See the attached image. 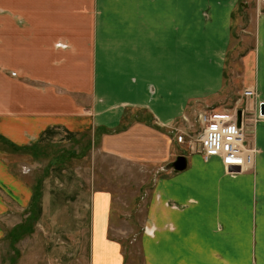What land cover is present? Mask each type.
<instances>
[{
  "label": "crops",
  "instance_id": "0c3cea01",
  "mask_svg": "<svg viewBox=\"0 0 264 264\" xmlns=\"http://www.w3.org/2000/svg\"><path fill=\"white\" fill-rule=\"evenodd\" d=\"M68 1L71 7L89 8L78 9L77 14L90 12L93 25H84V21L78 20L73 29L72 24L65 28L58 26L56 28L61 29L53 37L70 39L75 38L73 31L90 32L86 37L92 38L95 45L90 48V57H83L82 63L87 62L91 66V55L100 54L101 47L105 48L106 54H117L126 59L136 55L152 56L156 53L187 55L188 49L195 53L196 47L202 49L203 43H209L208 40L215 43L223 40V47L227 41L236 37L233 29L235 22H239L238 15L251 18V12L257 8L260 14L255 28V44L241 56L240 79L244 89L255 88L261 101H264V3L261 0H84V4L80 0ZM39 5L52 7L54 4L36 3V6ZM31 6H35L34 3L18 0L0 2V7L3 8ZM74 13L76 15V10ZM56 19L65 18L56 16ZM63 30L65 31L62 32ZM98 39L101 47L98 46ZM188 40L192 43L189 48ZM22 45L30 51L33 50L32 42ZM218 47L220 49V45ZM230 50L223 48L221 67L215 78H208L206 87L203 85V76L199 73L198 91L190 88L184 94L187 87L182 86L183 78L175 73L181 69V61L178 64H168L169 69L165 72L154 70L150 74L148 68L147 72L139 71L132 75H128L124 66L122 68L123 64H120L118 70L123 84L130 86L127 92L130 95L127 98L109 97L107 91L97 89L94 84L93 92L89 96L92 109L87 112L93 121V129L105 131L110 127L120 128L127 114L136 117L122 133H110V136L109 133L105 134L116 140L110 144L104 142V149L120 158L139 157L143 159L141 162L145 166L162 167L171 162L181 146L177 144L176 133L170 127L174 126L182 131L186 128L183 119L188 114V93H207L209 101L218 100L220 91L224 95L226 60ZM2 52L0 55L4 57H0V60L14 65L18 71L21 69L30 76L41 71L38 67L32 71L29 69L33 65L29 63L27 56L26 59L19 57L21 64L17 65L16 60L13 61L8 54V47H3ZM52 74H56V70ZM56 79L57 82L64 83L61 78ZM84 79L85 77L73 78L76 89L84 88L81 86ZM93 80L97 81V73L93 74L91 68L86 88H92ZM154 85L157 86L154 92L153 87L149 91L148 87ZM241 92L239 94L242 95ZM109 93L111 95L110 91ZM119 93L121 91L117 94ZM28 97V93L3 78L0 71V112L10 114L20 111V115L12 120L22 125L18 131L0 130V142L15 151L20 152L19 146L25 144L30 137L42 138L44 131L33 130L34 126L42 125L40 129H43L45 125L54 123L48 129L51 132V126L65 125L60 123L73 124L82 115H87L83 111L76 113L77 109L69 97L54 101L53 103L60 105L55 104L53 107L66 106L70 110L52 115L29 114L27 110L35 108L27 104ZM241 98L242 96L238 102L244 105L245 100ZM22 101L26 108L21 107ZM34 101L36 105L43 104L39 99ZM249 101L246 100V105H250ZM202 103L210 102L204 100ZM251 107L254 108V102ZM213 108L221 112L228 111L218 105ZM204 109H199V112ZM141 115L149 117V120ZM195 115L196 112L193 117ZM154 120L157 122L154 123ZM160 130H165V133ZM251 135L253 145L258 150L254 159L255 171L252 173L231 177L226 174L219 158L205 161L199 154H190L187 157L188 167L184 172L167 170L158 176L154 181L153 197L146 221V227L154 226L156 230L154 237L143 234L140 239L141 264H264V122H257ZM135 144L146 148L137 154ZM184 156L186 157L185 154ZM0 176L4 179V183H0L1 240L7 236L1 220L8 215V202L22 206L27 200L24 207L30 205L27 209L30 215L33 213L35 194L38 191L28 196V190L19 176L15 178L5 173L2 161ZM91 204L89 264H129L124 245L109 238V220L113 209L111 195L94 193ZM172 206L178 209H173Z\"/></svg>",
  "mask_w": 264,
  "mask_h": 264
},
{
  "label": "rangeland",
  "instance_id": "374dc122",
  "mask_svg": "<svg viewBox=\"0 0 264 264\" xmlns=\"http://www.w3.org/2000/svg\"><path fill=\"white\" fill-rule=\"evenodd\" d=\"M2 1L5 2V0H0V2ZM18 1L34 3L35 6L0 7V53H3V47H8V54L13 61L16 60L17 65L21 64L19 57L26 59L25 56H27L29 57L27 60L33 65L29 69L32 71L38 67L42 73L30 76L23 73L21 69L16 70L14 65L0 60L1 76L14 83L24 93H28L27 104L35 108L34 110L28 109L27 113L29 114L52 115L59 111L70 110L66 106L53 107L55 104L60 105L53 103L54 101L65 100L69 97L72 105L77 109L76 113L83 111L87 115H82L80 119L77 118L78 120H75L73 124L60 123L65 125L51 126V132L48 129L50 124L54 123L45 125L43 129H40L42 125L34 126L33 130L44 131L42 138H28L25 144L19 146L20 152L0 142V161L4 165L5 173L13 175L15 178L19 176L28 190V196L38 191V195L35 197L36 202L32 208L33 213L30 215L27 213L30 205L27 208L24 207L27 200L22 206H15L11 201L8 202L9 210H6L8 215L4 218L5 220H1L7 236L0 240V264H89L91 198L94 193L111 195L113 209L109 220V238L124 245L125 253L129 257V264H141L140 239L143 234L151 238L154 237L155 233L153 232L156 230L154 226L146 227L152 202L151 197H153L154 181L160 174L168 170V165L173 163L177 156L185 154L187 158L192 152L187 144L177 142L181 147L173 155L171 162L162 167H151L145 166L141 162L143 159L139 157L120 158L112 154L113 152L105 150L104 142L110 144L116 140V138H109L105 134L109 133L110 136L122 133L123 129H127L128 124L136 117L133 115L130 117L127 114L120 128L115 126L105 131H100L97 127V130L93 129V121L87 113L92 109L89 96L93 92V85L95 84L97 89L107 91L109 97L127 98L130 95L127 94L130 86L123 84L118 70L120 64H123L122 68L124 66L128 75H132L139 71L147 72L148 68L150 74L154 70L165 72L169 69L168 64H178L181 61V69L175 73L176 76L183 78L182 86L187 87L184 94L190 88H195L194 90L198 91L199 73L202 74L203 85L206 87L208 78H215L221 67L223 48H230L229 57L226 60L227 77L226 85L223 88L224 95L220 91L217 95L218 100L209 101L207 93L202 95H199V92L188 93L189 108L187 107L186 120L189 122L183 120L186 125L184 133L174 126L170 129L176 133L175 140L181 134H186L185 142L188 143L192 137L196 138L202 132L197 121L199 109L211 110L215 109L214 105H218V107L227 108L231 112L237 111L238 118L239 112L242 115V111L249 105H246V100H250L245 130L250 144L256 149L250 136H252L256 123L264 122V117L259 113L260 105L264 101H261L262 99L259 98L255 88L244 89L241 86L242 71L239 64L245 50L255 44V28L260 11L257 8L253 9L251 18L238 15L239 22H235L233 34L236 37L232 39L233 41H227V44L225 43L222 47L223 40H219L217 43L208 40L209 43L205 41L202 49L196 47L195 53L192 49H188L187 55L156 53L152 56L136 55L126 59L121 55L106 54L105 48L101 47V41L98 39V46L101 47L100 54L91 55V66L87 62H84L85 65L82 63L83 57H90V48L95 45L92 38L86 37V34H90V32L73 31L72 35L75 38L70 39L53 37V34L61 29L56 27L65 28L72 24L71 29H73L78 20L84 21V25L92 26L93 20L90 12L82 15L77 14L78 9L83 10L86 7H71L68 0ZM80 1L81 4H84L82 3L84 0ZM261 1L264 3V0ZM43 2L54 5L52 7L36 6V3ZM241 6L244 7V5ZM56 16L65 19L58 20ZM98 27L100 28V25ZM30 42L33 43L32 51L22 45ZM218 45H220V49H218ZM191 46L192 43L188 40L187 48ZM0 57H4V55H0ZM83 66L85 67L83 68ZM91 68H93V74L97 73V81L93 80L92 88L91 86L86 88ZM142 68L144 71L141 70ZM54 70H56V74H52ZM79 77H85L82 80L81 86H84L82 89H76L73 84V78ZM56 78H61L64 83L57 82ZM156 87L154 85L148 89L149 91L152 89L154 92ZM118 91H121L119 95ZM240 91H242V95L239 94ZM245 91H253L254 97L246 99ZM78 93L80 94L77 95ZM240 96L245 100L244 105L238 102ZM202 98L210 103H202L204 102ZM36 99L41 100L43 104L36 105L37 103L34 101ZM252 102H254V108L251 107ZM21 107L26 108L23 101ZM57 108L59 109L57 110ZM1 112L0 130L10 132L14 129L18 131L22 125L16 123L12 118L18 117L20 111L10 114H1ZM194 112L196 115L193 117ZM94 114L97 116L95 110ZM141 117L149 120V117L143 115ZM160 131L165 133V130ZM137 136L140 137V135ZM193 141L194 146L197 147L199 143L196 140ZM134 148L137 154H140L146 146L140 148L135 144ZM254 171V166L248 172L225 170L226 174L231 177ZM0 183H4L1 176ZM4 186L6 187V185ZM1 197L5 200L3 195ZM167 205L170 204L167 203ZM172 208L176 209L177 207L172 206ZM148 231H152V234L149 235Z\"/></svg>",
  "mask_w": 264,
  "mask_h": 264
},
{
  "label": "built area",
  "instance_id": "2783aa9c",
  "mask_svg": "<svg viewBox=\"0 0 264 264\" xmlns=\"http://www.w3.org/2000/svg\"><path fill=\"white\" fill-rule=\"evenodd\" d=\"M254 95L253 91L244 92L246 99H250ZM259 113H261V110ZM246 117L247 112L245 109L242 111L241 123L238 125L237 111L221 112L211 109L199 112L197 121L202 132L198 134L197 138L192 137V140L188 143L185 142L186 134H181V136H178L177 142L187 144L190 152H192L191 154H199L205 161L219 158L226 171L233 168L243 172L245 166L251 165L253 167L257 152L247 138L248 134L245 130ZM184 121L189 122L186 118H184ZM180 132L184 133L183 131ZM193 140L199 143L197 147L194 146ZM148 233L151 235L152 231H148Z\"/></svg>",
  "mask_w": 264,
  "mask_h": 264
},
{
  "label": "water",
  "instance_id": "95a60500",
  "mask_svg": "<svg viewBox=\"0 0 264 264\" xmlns=\"http://www.w3.org/2000/svg\"><path fill=\"white\" fill-rule=\"evenodd\" d=\"M261 115L264 116V103L261 105ZM241 123V112L238 114V125ZM188 167V161L187 158L184 156L178 157L173 163H171L168 166V170H174L176 173L184 172ZM237 170L239 172V169H233L231 168V171Z\"/></svg>",
  "mask_w": 264,
  "mask_h": 264
},
{
  "label": "bare ground",
  "instance_id": "6f19581e",
  "mask_svg": "<svg viewBox=\"0 0 264 264\" xmlns=\"http://www.w3.org/2000/svg\"><path fill=\"white\" fill-rule=\"evenodd\" d=\"M252 169H253V167L251 165H247V166L244 167V169H243L244 171L243 172H248L249 170H252Z\"/></svg>",
  "mask_w": 264,
  "mask_h": 264
},
{
  "label": "trees",
  "instance_id": "16d2710c",
  "mask_svg": "<svg viewBox=\"0 0 264 264\" xmlns=\"http://www.w3.org/2000/svg\"><path fill=\"white\" fill-rule=\"evenodd\" d=\"M37 195H38V193L35 195V197H37ZM28 228H26V230H27ZM29 230V229H28Z\"/></svg>",
  "mask_w": 264,
  "mask_h": 264
}]
</instances>
